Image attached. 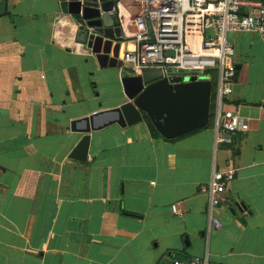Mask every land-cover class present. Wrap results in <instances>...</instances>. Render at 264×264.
Masks as SVG:
<instances>
[{"label": "crops", "instance_id": "1", "mask_svg": "<svg viewBox=\"0 0 264 264\" xmlns=\"http://www.w3.org/2000/svg\"><path fill=\"white\" fill-rule=\"evenodd\" d=\"M6 1L0 264H172L205 257L264 264L263 38L228 36L237 79L224 108L249 125L233 144L215 146L214 121L173 140L154 135L143 121L91 133L88 159L78 161L70 155L83 134L72 132L71 123L126 102L125 72L100 67L79 41L83 22L69 12V0ZM131 2L130 21L138 13ZM119 37L106 41L120 56L126 45ZM227 168L236 178L209 217L200 188Z\"/></svg>", "mask_w": 264, "mask_h": 264}, {"label": "built area", "instance_id": "2", "mask_svg": "<svg viewBox=\"0 0 264 264\" xmlns=\"http://www.w3.org/2000/svg\"><path fill=\"white\" fill-rule=\"evenodd\" d=\"M138 13L128 26L117 17L126 45L120 59L121 71L140 76L146 70H160L169 82L181 77L212 82L215 146L231 145L235 137L249 130L235 111L224 108L233 95L237 79L231 33H258L264 40V3L260 0H135ZM82 28V24L80 26ZM236 178L234 168L214 171L201 192L208 197L207 214L225 200L228 185ZM172 211L179 214L178 205ZM172 264H216L208 257Z\"/></svg>", "mask_w": 264, "mask_h": 264}, {"label": "water", "instance_id": "3", "mask_svg": "<svg viewBox=\"0 0 264 264\" xmlns=\"http://www.w3.org/2000/svg\"><path fill=\"white\" fill-rule=\"evenodd\" d=\"M69 1V12L79 16L83 22L79 41L91 51L100 67L122 69L120 49H112L106 41L122 35L121 28L114 26L110 16L117 0ZM6 7L7 1L3 0L0 14L5 13ZM121 84L126 102L117 108L94 113L71 123L72 132L83 134V137L70 158L87 161L91 133L113 125L125 129L149 118L158 133L167 140L209 126L212 101L210 80L178 77L169 82L157 69L146 70L140 76L126 72Z\"/></svg>", "mask_w": 264, "mask_h": 264}, {"label": "rangeland", "instance_id": "4", "mask_svg": "<svg viewBox=\"0 0 264 264\" xmlns=\"http://www.w3.org/2000/svg\"><path fill=\"white\" fill-rule=\"evenodd\" d=\"M132 5L131 0H122V3L119 5L120 15L122 17V21L126 26H128L131 15L134 13L129 6Z\"/></svg>", "mask_w": 264, "mask_h": 264}, {"label": "trees", "instance_id": "5", "mask_svg": "<svg viewBox=\"0 0 264 264\" xmlns=\"http://www.w3.org/2000/svg\"><path fill=\"white\" fill-rule=\"evenodd\" d=\"M212 121H213V108L211 107V112H210V123L209 125H212ZM145 122L148 124L149 128L151 129L152 133L156 136H160V134L158 133V131L156 130L155 126L153 125L152 121L147 118L145 120ZM193 132V131H192ZM195 132V131H194ZM191 134V133H190Z\"/></svg>", "mask_w": 264, "mask_h": 264}]
</instances>
